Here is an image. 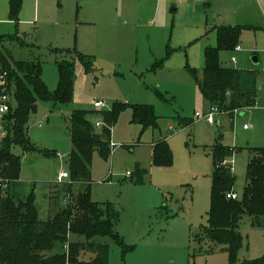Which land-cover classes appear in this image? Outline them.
<instances>
[{
	"label": "rangeland",
	"instance_id": "374dc122",
	"mask_svg": "<svg viewBox=\"0 0 264 264\" xmlns=\"http://www.w3.org/2000/svg\"><path fill=\"white\" fill-rule=\"evenodd\" d=\"M35 1L23 0L16 25L9 19L8 0H0V37L17 33L34 46L20 47L14 41H3L15 60H39L42 78L51 93L58 84L59 56L46 47L72 50L76 41L77 50L79 43L93 56L88 57L92 61L89 68L77 59L73 62L71 102H37L28 122V138L34 149L23 152L20 146H14L11 150L21 162L19 179L10 188L13 200H24L33 192L42 222L70 208L69 196L73 198L71 192L76 194L78 187L75 189L76 185L66 179L62 182L64 188L54 189L59 173L68 172L69 117L75 110L85 111L98 130L96 124L101 123V118L96 112L112 111L117 106L120 111L111 128L110 156L103 159L97 152L92 155L90 197L93 202L113 205L119 212L116 234L123 245L132 248L124 255L120 245L109 237H95L90 242L108 245L107 264H230L227 247L214 245L205 237L212 181L209 148L219 140L238 150L231 158L235 176L232 191L240 197L248 156L251 157L247 148H264L262 15L249 9L255 29L240 25V52L219 55L222 66L240 71L243 89L254 88L257 104L230 111L217 108L215 123L210 125L202 116L211 107L202 98L190 69L196 70L199 78L202 76L204 49L216 46L215 27L222 21L230 26L244 23L242 18L228 16L230 12L246 11L240 7L244 2L38 0L35 12ZM205 3H209L208 8ZM116 6L121 14L113 20V32L96 27L97 40L91 41L94 35L90 26L82 27L86 32L82 35L83 29L73 27L80 11H91L88 7L110 14ZM62 55L67 60L72 58ZM231 56L236 61H230ZM252 56L260 59L258 65L251 64ZM160 61L162 65L158 67ZM95 102H104L106 108H93ZM135 105L153 108L155 126L143 128L132 121L131 108ZM195 113L201 117L195 119ZM177 116L194 119L195 123L182 128ZM4 133L0 127V135ZM164 138L172 154L168 168L152 164L150 144ZM45 151L53 156L45 155ZM138 169L145 172L141 184L136 182ZM238 233L242 239L236 253L238 263L264 257V227L253 226L250 217L244 215ZM67 242L85 243V239L71 234ZM94 257L89 250L81 252L77 264H91Z\"/></svg>",
	"mask_w": 264,
	"mask_h": 264
},
{
	"label": "trees",
	"instance_id": "16d2710c",
	"mask_svg": "<svg viewBox=\"0 0 264 264\" xmlns=\"http://www.w3.org/2000/svg\"><path fill=\"white\" fill-rule=\"evenodd\" d=\"M23 0H8L9 19L16 25ZM240 26H220L215 28L216 46L206 47L203 52L202 76L190 69L202 98L211 107L226 111L256 105L253 87L243 89L241 73L236 69L221 65V52L232 51L238 44ZM17 35L0 37V75H5L6 89L11 97L7 114L0 118V174L11 181L10 186L0 190V264H77L81 252L88 250L95 254L91 264H107L108 245L90 242L91 239L109 237L116 241L126 255L132 247L125 246L116 234L115 225L119 212L110 204L93 202L90 197V168L92 155L110 156V133L120 109L96 112L100 114L102 126L95 130L87 119V112L75 110L69 117L67 131L71 151L68 155L70 181L78 185L76 194L71 192L72 206L58 211L51 219L42 222L34 204L33 192L24 200H13L10 188L19 179L21 162L11 150L20 146L23 152L34 149L28 138V122L35 113L38 101L55 103L71 102L74 81V60H79L89 68L91 60L80 55L75 49L51 50V53L65 54L73 58L56 61L58 84L49 92L43 82L42 66L39 60L15 61L3 41H18ZM20 41V40H19ZM162 65V61L156 64ZM227 104V105H226ZM132 121L143 128L155 126L156 116L151 106L135 105ZM184 127L193 125L192 120L182 118ZM251 157L246 166L245 186L238 200H228L225 195L233 192L235 176L227 162L235 152L219 140L209 148L212 159V181L210 189V210L205 237L209 242L227 247L230 264H264V257L253 261H236V253L241 245L238 225L242 216L250 217L251 224L264 227V148H247ZM53 156L51 152H43ZM152 164L167 168L172 165V154L167 142L158 141L152 149ZM145 172L137 170V183H142ZM78 235L85 243L70 242L68 253L62 248L68 235Z\"/></svg>",
	"mask_w": 264,
	"mask_h": 264
},
{
	"label": "crops",
	"instance_id": "0c3cea01",
	"mask_svg": "<svg viewBox=\"0 0 264 264\" xmlns=\"http://www.w3.org/2000/svg\"><path fill=\"white\" fill-rule=\"evenodd\" d=\"M193 1H195V0H193ZM233 1H235V2H244L245 4H243V5H241L240 7L243 9V10H246V11H243L242 12V10L241 11H239V12H237V11H235V12H230L229 14H228V16H230V17H238V18H242L241 20H244L243 22L244 23H239V25H236V26H249V27H251L252 29H255V21H254V19H252V15H248V10L249 9H251V8H254V10H255V12L256 13H260L261 15H262V19H264V11H263V9H264V6L262 5L261 6V2L264 4V0H241V1H236V0H233ZM195 2H198V1H195ZM205 2V1H204ZM35 3H37V6L35 5V8H34V10H35V12L37 11V7H38V5H39V1L37 0V1H35ZM201 3H203V2H201ZM23 4V3H22ZM91 5V4H90ZM206 5H208V7H209V3H205L204 4V7L206 6ZM207 7V8H208ZM206 8V7H205ZM88 10H91V11H88V12H86L85 14H84V12L83 13H81V11L79 12V16L77 17V19H76V21H75V23L73 24V27L74 28H77V29H83L82 27H87V26H90L92 29H93V31H92V33H93V38L92 37H90L91 38V41L92 40H94V38H96V34L98 33V31H96V27H98V28H102V29H104V30H108V29H111L110 31L111 32H113V27H111V25L113 24V20H117V18L119 17V15L121 14V11H120V8L119 7H115V9L114 10H110V14H108L107 12H105V11H103V10H100V8H98V7H95V8H92V7H88L87 8ZM244 18V19H243ZM262 24V26H264V21L261 23ZM219 26H217V27H220V26H230L229 24H227V23H225V21H222L221 23H219L218 24ZM240 26V27H241ZM215 27V26H214ZM217 27H215V28H217ZM231 27H233V26H231ZM117 29H119V28H117ZM86 32H85V30L83 29V31L81 32V35L82 34H85ZM118 33V32H117ZM15 35H17V39H18V41H16V43L20 46V47H24V46H27V47H34V46H31V44H28L26 41H25V39H23V37H21V36H19L17 33L15 34ZM215 35H216V33H215ZM20 40V41H19ZM95 40H97V38L95 39ZM15 42V41H14ZM75 43H76V41H73V48L72 49H75L80 55H82V56H85V57H89V56H93L92 55V51H89V49H84V48H82L81 47V45L78 43V50H77V48L75 47ZM236 47H238V46H236ZM235 47V48H236ZM8 48V47H7ZM47 49V51L48 52H50L51 53V50H55V49H57V50H69V49H67V48H58V47H53V48H51V47H46ZM9 49V48H8ZM10 50V49H9ZM80 51V52H79ZM234 52H240V48H239V50H236V49H234L233 50ZM10 52H11V50H10ZM51 54H54V55H57V56H59L58 58L59 59H64L62 56H64V55H62V54H56V53H51ZM11 55H12V52H11ZM12 58H13V56H12ZM73 58V57H72ZM252 58H256V60H257V62L256 63H253L252 62ZM252 58H251V64L253 65V66H256V65H258V63H259V61H260V59H258L256 56H252ZM14 59V58H13ZM232 59H234V61H236V57L235 56H231V58H230V61H232ZM15 60V59H14ZM15 61H23V60H15ZM221 63V62H220ZM221 65H222V63H221ZM224 67V66H223ZM225 68H229V67H225ZM231 69H235V68H231ZM237 70V69H236ZM239 71V70H238ZM240 72V71H239ZM41 78H42V75H41ZM42 80H43V78H42ZM43 82H44V80H43ZM45 83V82H44ZM255 97H256V93H255ZM256 100H257V97H256ZM209 104V103H208ZM256 104H257V101H256ZM211 106H210V104H209V108H210ZM93 108H94V104H93ZM240 113H242V112H240ZM229 116V115H228ZM177 119V123L182 127V128H185L184 126H183V123L181 124V117L180 116H177L176 117ZM193 121V124L195 123V120L193 119L192 120ZM39 126H41V123H39L38 124ZM189 128V127H188ZM170 131H172L173 130V128L172 127H169L168 128ZM244 130H246V129H244ZM4 135H5V133H4ZM3 135V136H4ZM163 140H165L166 141V139L164 138ZM159 141H161V140H159ZM216 141V140H215ZM155 143H157V142H153V143H151L150 145H151V152H152V149H153V146L155 145ZM213 145V144H212ZM211 145V146H212ZM249 158H250V156H248V160H247V162L249 161ZM228 163H230L229 165H231V159L230 160H228ZM247 166V165H246ZM168 168V167H167ZM233 173V172H232ZM67 184H69V182L67 183ZM74 184V183H73ZM74 185H76L75 186V189H76V187H78V185L77 184H74ZM65 187V185H62V184H57L56 183V185L54 186V189L55 190H59V189H61V188H64ZM76 190H78V189H76ZM235 193V192H234ZM241 195V194H240ZM69 198H71L70 196H69ZM118 223V222H117ZM70 235H68V237H69ZM82 243V242H81ZM91 261V260H90ZM89 261V262H90Z\"/></svg>",
	"mask_w": 264,
	"mask_h": 264
},
{
	"label": "built area",
	"instance_id": "2783aa9c",
	"mask_svg": "<svg viewBox=\"0 0 264 264\" xmlns=\"http://www.w3.org/2000/svg\"><path fill=\"white\" fill-rule=\"evenodd\" d=\"M195 1L204 2L205 0H195ZM236 1H241V0H236ZM235 49L239 50V47H236ZM232 61H234V59H232ZM4 78H5V75L1 74L0 75V118L9 112L10 106H11V97H10V94L7 92L6 82H5ZM94 108L95 109H105L106 104L104 102H95ZM217 113H218L217 108L211 107L210 111L207 114L202 116V119H204L208 124L213 125L215 123L214 117ZM200 117H201V115L199 113H195V119H198ZM101 126H102V122L100 124H96V127H98V128H100ZM243 129H247V127L244 125ZM228 164H230V163H228ZM66 179L69 180V182L71 184L73 183L70 181L68 172L61 171L57 177V184H62V182ZM9 182L11 183V181L3 178L0 175V190H5L6 188H8V186L10 185ZM225 197L228 200H234V201L239 199L238 195L234 192H228L225 195ZM64 200H65L64 202L67 203L68 199L65 198ZM63 249L66 253H68V249H69L68 242H66L63 245Z\"/></svg>",
	"mask_w": 264,
	"mask_h": 264
},
{
	"label": "water",
	"instance_id": "95a60500",
	"mask_svg": "<svg viewBox=\"0 0 264 264\" xmlns=\"http://www.w3.org/2000/svg\"><path fill=\"white\" fill-rule=\"evenodd\" d=\"M205 7H208V5H206ZM252 62L256 63L257 62L256 58H252Z\"/></svg>",
	"mask_w": 264,
	"mask_h": 264
}]
</instances>
